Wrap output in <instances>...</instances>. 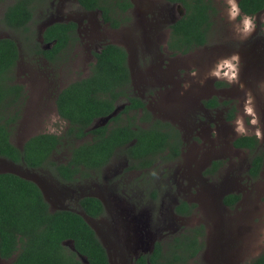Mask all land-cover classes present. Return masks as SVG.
Listing matches in <instances>:
<instances>
[{"label":"rangeland","instance_id":"rangeland-1","mask_svg":"<svg viewBox=\"0 0 264 264\" xmlns=\"http://www.w3.org/2000/svg\"><path fill=\"white\" fill-rule=\"evenodd\" d=\"M15 2L5 0L0 6V38H11L18 43L21 58L13 77L28 93L26 102L15 110L20 117L12 128L14 145L23 148L31 137L66 130L57 114V95L70 84L89 77L95 62L93 55L110 43L124 47L130 55L134 76L131 96L146 101L153 116L180 130L185 148L178 160L168 163L158 159L150 171L133 169L134 162L121 149L102 173L76 184L62 183L49 171L28 170L5 159H0V173H13L38 184L53 211L70 209L86 215L80 200L87 196L101 199L107 206V215L100 220L90 218L91 225L107 247L112 264H132L138 254L150 252L156 242L169 246L175 238L199 226H204L206 231L202 238L204 249L189 264H250L263 255L264 166L257 177L250 174L255 155L234 146L240 137L235 135L230 122L236 117L237 108H242L245 92L251 91L264 124V91L257 87L264 83V30L259 27L264 21V11L255 16L257 31L262 34H253L242 41L235 33L239 21L229 22L224 0H213L215 15L207 44L189 55L170 58L186 62L187 67L172 72L171 78H175L176 84L160 88L155 86L154 77L147 74L145 62H150L151 52L141 49L135 17L141 19L145 10L156 12L163 7L173 10L171 23L164 30L151 26L158 38L152 52L160 58V63L170 57L168 30L183 12L180 5L174 6L168 0H132L134 9L128 16L131 23L115 31L104 25L99 12L83 11L77 0H45L36 4L34 20L25 33L2 23L6 9ZM54 22H74L79 32L74 44L57 63L51 64L34 52L42 49L44 30ZM105 33L108 37H104ZM145 40L154 43L152 36ZM146 41L143 42L146 44ZM232 54L240 57V83L244 89L224 80H209L201 86L199 80L216 61ZM193 69L200 73L195 79L189 75ZM185 84L190 87L185 88ZM213 98L221 103L218 110L206 107ZM127 104V101L120 102L118 112ZM15 111L8 108L4 114L9 117ZM109 122V118L97 120L93 129ZM132 122L139 125L137 120ZM70 146L66 142L52 160L67 163ZM258 152L264 153V142L260 141ZM215 162L221 166L219 172L209 176L207 171ZM235 194L241 196L240 203L233 209L225 207L224 198ZM182 201L194 205L190 217L176 214L175 208ZM66 245L73 249L72 242ZM10 263L0 258V264Z\"/></svg>","mask_w":264,"mask_h":264},{"label":"trees","instance_id":"trees-1","mask_svg":"<svg viewBox=\"0 0 264 264\" xmlns=\"http://www.w3.org/2000/svg\"><path fill=\"white\" fill-rule=\"evenodd\" d=\"M4 1L0 0V6ZM44 1L16 0L6 9L2 23L9 29L28 33L36 4ZM171 1L182 4L186 11L172 27L171 49L186 55L204 47L215 15L213 0ZM79 3L85 10L103 11V18L116 24L118 21L113 20L114 16L133 6L130 0H79ZM239 4L242 14L257 16L264 11V0H239ZM76 29L74 24L50 26L43 37L45 42L56 41V44L50 52L43 53L40 47L37 52L53 58L66 49ZM95 57L97 63L92 67L91 76L71 84L57 101L59 115L70 125L62 139L81 141L92 136V140L81 145L70 143L72 156L68 164H58L52 158L59 152V146L64 145L59 137L38 135L27 141L22 149L10 141L11 124L18 116L8 118L4 113L8 108L20 105L23 87L10 85L20 59V49L15 40L0 38V159L33 171L51 169L59 181L71 184L79 178L92 176V171H82V168L102 169L121 149L134 162V168H139V162L144 167H151L156 159L180 156L179 130L155 119L146 103L131 96L125 49L108 45ZM122 101L128 104L112 117L113 125L108 123L93 129L97 120L111 117ZM210 104L216 106L219 103L213 100ZM140 110V121L147 126L132 122L139 121ZM124 117L128 118L127 122L120 123ZM235 146L255 155L251 175L257 177L264 166V153L258 152L260 141L254 136L241 137ZM239 200L240 196L233 195L226 197L224 202L232 208ZM80 205L90 218L98 219L104 215L102 202L97 198H84ZM177 211L185 214L190 207L184 203ZM187 232L173 240L166 255L159 244L149 261L143 256L135 264H189L204 249L205 231L196 228ZM67 242H72L74 249H70ZM0 257L11 261L10 264H110L105 247L83 216L69 210L52 211L38 184L12 173L0 174ZM250 264H264V254Z\"/></svg>","mask_w":264,"mask_h":264},{"label":"flooded vegetation","instance_id":"flooded-vegetation-1","mask_svg":"<svg viewBox=\"0 0 264 264\" xmlns=\"http://www.w3.org/2000/svg\"><path fill=\"white\" fill-rule=\"evenodd\" d=\"M131 1V4L133 5L131 8H129V9H127V10H124V11H122V12H120L118 15H115L114 16V18H113V20L115 21V22H117L118 21V23L116 24V23H114L113 21L112 22H110V21H106L104 18H103V11H101V10H94V11H92V10H85L84 8H82L81 6H80V3H79V0H77V3H78V5H79V7L83 10V11H85L86 13H96V12H99L100 14H101V18H102V22L104 23V25L106 26V25H108L109 26V28L111 29V30H115V31H118V30H121V29H124V28H126V26H125V24L127 23V25L129 24V22H130V20H129V15H130V13L133 11V9H134V4H133V2H132V0H130ZM172 5H174V6H179L180 5V7L181 8H183V12L182 13H179V18L177 19V20H175L173 23H172V25L170 26V28H169V30H168V32H169V41H168V44H169V46H168V51H170L171 52V54H170V57L169 58H163V57H161V58H163V60H162V62H158V60L160 59V58H157V57H155L154 56V54H153V52H152V50L155 48V46H157L158 45V38H157V36H156V34L154 33V31H153V29H151V26H156V28L158 29V30H164V28L168 25V23H171L170 21H171V19H172V15H173V10H171L170 8H168V7H163V10L162 11H156V12H152V10H145V11H143L141 14H143L142 15V18L141 19H139V18H137V16L135 17V23H136V28H135V30L137 31V32H139V43H140V45H141V49H142V51H144V52H151V60H150V62H145V68L147 69V71H148V76L150 77V78H153L154 77V84H155V86H157V87H160V88H162V87H166L167 86V84H176L175 83V81H174V79L175 78H171V75H172V72L173 71H177V70H186V67H187V63L185 62V63H180L179 61H177V60H174V61H172L170 58H173V59H175V57H177L178 55H183V56H185V54H182L181 52H179L178 50H173V49H171V47H170V43L172 42V27H173V25H175L178 21H180L184 16H185V14H186V11H185V9H184V7H183V5L182 4H180V3H174V2H172L171 0H168ZM181 10V9H180ZM181 12V11H180ZM120 16H122V18L120 17ZM74 24V25H76L77 26V29H76V33H75V35H74V37H73V40L68 44V46L66 47V49H64L63 51H61L60 53H57L53 58H49V57H47V56H45V54H43L44 52H50L52 49H53V47H54V45L56 44V41H54V42H50V43H48V42H45V40H44V37H43V35H44V33H45V31L50 27V26H53V25H55V24ZM131 23V22H130ZM114 24V25H113ZM133 24V23H132ZM128 27V26H127ZM133 28H134V25H133ZM154 28V27H153ZM78 32H79V27H78V25L76 24V23H74V22H65V23H62V22H54V23H52V24H50L48 27H46V29L44 30V33H43V35H42V41H41V43H42V54L41 53H38L37 51L36 52H34V54L35 55H37V56H40V57H42L44 60H46L47 62H49V63H51V64H55V63H57L58 62V60L60 59V57L65 53V51L72 45V44H74V38H76L77 36H78ZM158 32V31H157ZM150 36H152V38H154V40H153V42L154 43H151V42H149V41H146L145 40V38H148V37H150ZM104 37H108L107 36V33H105V35H104ZM143 41H146V42H148L149 43V45H148V43H144ZM108 45H115V44H110V43H106L105 45H103L102 46V48H100V50L99 51H97L96 53H99V52H101V50L104 48V47H106V46H108ZM116 46H119V45H116ZM119 47H121V48H124V47H122V46H119ZM125 49V48H124ZM125 51L127 52V54H128V67H129V70H130V79H131V85H132V87L134 86V76H133V73H132V70H131V65H130V55H129V53H128V51L125 49ZM95 53V54H96ZM192 53V52H191ZM95 54L93 55V58H94V60H95V62H94V64L92 65V67L97 63V59H96V57H95ZM190 53H188V54H186V55H189ZM20 58H21V55H20ZM20 60V59H19ZM158 62V63H157ZM18 63H19V61H18ZM157 63V64H156ZM18 65V64H17ZM157 65H159V67L157 66ZM92 70V69H91ZM91 74H92V72H90V75H89V77L91 76ZM89 77H87V78H89ZM87 78H85V79H87ZM12 79H13V81H11V83H10V85H12V86H21V87H23V90H22V92H21V94H22V97L20 98V105H22L23 103H25L26 102V100L28 99V93H27V91H26V87L25 86H23V85H21V84H18V83H16L15 82V80H14V77L12 76ZM83 80V79H82ZM80 81V80H79ZM76 82H78V81H76ZM76 82H74V83H76ZM73 84V83H72ZM71 85V84H70ZM69 85V86H70ZM69 86H67V87H69ZM66 87V88H67ZM66 88H64L63 90H65ZM62 90V91H63ZM62 91L61 92H59V94L57 95V97H56V101H55V103H56V110H57V114H58V117H59V119H60V121H62L65 125H66V130H64L63 132H60V133H58V131H53V132H50V133H42V134H48V135H52V136H56V137H59L60 139H62L63 137H65V135H66V133H67V131H68V129H69V127H70V125H69V123L65 120V119H63L60 115H59V112H58V107H57V101H58V99H59V96H60V94L62 93ZM133 97H135V98H139V97H136V96H133ZM141 99V98H140ZM13 100V99H12ZM142 100V99H141ZM213 100H217V102L219 103L218 105H216V106H211L212 104H210V102L211 101H213ZM144 103H146V101H144V100H142ZM20 105L19 106H12V107H10L13 111H15V110H17L18 108H20ZM126 106V105H125ZM124 106V107H125ZM146 107L148 108V104L146 103ZM206 107H207V109H209V110H218L220 107H221V103H220V101H219V99L218 98H213V99H211L210 101H208V103L206 104ZM117 108H119V106H117ZM124 108H120V111L117 113V115L123 110ZM149 109V108H148ZM118 111V110H117ZM150 111V110H149ZM151 112V111H150ZM140 114L141 115H139V124L141 125V126H146V125H144L141 121H140V118L142 117V110H140ZM116 115V116H117ZM153 115V114H152ZM16 116H18V117H16ZM116 116H114V117H116ZM10 117H13V118H15L16 117V122L15 123H12L11 124V138H10V141L12 142V132H13V126L17 123V121L19 120V117H20V115H19V111H18V114H17V111H15V112H13V114L11 115H9V117L8 118H10ZM113 117V118H114ZM155 119H158V118H156L155 116H153ZM113 118L111 117L110 118V121H112L113 120ZM125 118H127V117H124V119L123 120H121L120 121V123H122L124 120H125ZM100 120H102V119H100ZM159 120H161V119H159ZM161 121H163V120H161ZM109 123H111V122H109ZM112 124V123H111ZM113 125V124H112ZM179 132L181 133V131L179 130ZM42 134H39V135H42ZM36 136H38V135H36ZM36 136H34V137H36ZM31 138H33V137H31ZM31 138H29L27 141H29ZM88 138V137H87ZM86 138V139H87ZM241 138V137H240ZM239 139V138H238ZM85 140V139H84ZM91 140H92V138H91ZM181 140H182V142L180 143V146H179V148H180V156L179 157H177L176 159H175V157H171V158H167V159H165V158H162V159H164V161H167L168 163L170 162H174V161H176V160H178L179 158H181L182 157V154L184 153V148H185V143H184V141H183V136L181 135ZM26 141V142H27ZM69 141V143H77V142H79V140H77V139H73V138H65V140H63L62 139V142L64 143V145H65V143L66 142H68ZM81 141H83V140H81ZM237 141V140H236ZM235 141V142H236ZM25 142V143H26ZM235 142H234V146H235ZM12 144H13V142H12ZM64 145L63 146H59V152L61 151V149H62V147L64 148ZM16 146V145H15ZM236 147V146H235ZM19 148V147H18ZM70 148L72 149V146H70ZM237 149H240V150H247V149H244V148H238V147H236ZM20 149H22V148H20ZM247 151H249V150H247ZM59 152H56V153H54V155L55 154H57V153H59ZM117 154V153H116ZM116 154H115V156H116ZM54 155H53V157H54ZM71 156H72V154H70V158H71ZM115 156L113 157V159L115 158ZM127 157H128V155H127ZM70 158H69V160H70ZM129 158V157H128ZM112 159V160H113ZM160 159V158H159ZM69 160H68V162H69ZM111 160V161H112ZM129 160H131L130 158H129ZM157 160L158 159H156L155 161H154V164L151 166V167H144V166H142L143 165V163H140L139 162V168H134L133 167V169H137V170H139V171H150L152 168H153V166H155L156 165V162H157ZM111 161H110V163H111ZM68 162L67 163H58V164H65V165H67L68 164ZM109 163V164H110ZM108 164V165H109ZM108 165H106V166H104L102 169H99V170H96V169H90V170H87V169H85V168H82V171H92V175L93 174H100V173H102L106 168H107V166ZM252 165V164H251ZM220 165H219V163L218 162H215V163H213L212 164V167L210 168V169H212V170H208L207 172V174L209 175V176H213L215 173H218L219 172V169H220ZM28 169V168H27ZM251 170H250V174H251V171H252V166H251V168H250ZM28 170H30V169H28ZM38 171H49L52 175H53V177H55L54 176V174L51 172L52 170L51 169H40V170H38ZM94 171H100V172H94ZM262 172V171H261ZM89 178H91V177H89ZM89 178H86V179H80L79 178V180H77V181H75V183H71V184H76V183H78V182H81V181H83V180H87V179H89ZM61 182V181H60ZM63 183V182H62ZM43 194H44V192H43ZM45 195V194H44ZM236 195V194H235ZM229 196H233V195H228V196H226V197H229ZM237 196H240V195H237ZM87 197H93V198H97V199H99L98 197H94V196H87ZM87 197H84V198H87ZM225 197V198H226ZM46 198V197H45ZM84 198H82V199H84ZM224 198V199H225ZM81 199V200H82ZM47 200V199H46ZM81 200H80V202H81ZM101 202H102V205H103V207H104V215H102V216H100V218H98V219H94V220H100V219H103L106 215H107V206L104 204V202L101 200V199H99ZM240 201H241V196H240V200L237 202V203H235V205H233V207L231 208L230 206H228L227 204H225V202H223V204H224V206L225 207H227V208H229V209H233V208H235L239 203H240ZM47 202L49 203V205H50V207H51V204H50V202L47 200ZM184 203H187L188 205H189V207H190V211L188 212H186L185 214H180V212H178L177 211V209L179 208V207H181ZM80 207H81V205H80ZM193 208H194V205H191L190 203H188V202H186V201H182L181 203H179V205L175 208V210H176V214L178 215V216H180V217H190L191 216V212L193 211ZM82 209V208H81ZM51 210H52V207H51ZM62 210H69V211H73V210H70V209H59V210H54V211H62ZM53 211V210H52ZM84 212V211H83ZM93 219V218H92ZM197 228H202V229H204V231H205V227L204 226H199V227H197ZM194 229H196V228H192V229H190V230H194ZM95 230V229H94ZM189 231V230H188ZM95 232H96V234L98 235V237H99V239H100V241L102 242V244H103V246L105 247V249H106V251H107V254H108V257H109V261H110V264H112L111 263V259H110V254H109V252H108V249H107V247L105 246V244H104V242L102 241V239H101V237H100V235H99V233L95 230ZM205 233H206V231H205ZM162 245V247H163V250L165 251V247H167L168 249H169V246H165V242H162V241H158V242H156L155 244H154V247L152 248V250L150 251V252H148V253H140V254H138V256L135 258V260L133 261V263L132 264H135L138 260H139V258H141V257H143V256H146L147 257V259H148V261L150 260V258L155 254V252H156V247L158 246V245ZM168 250H166L165 252H164V254L166 255V252H167ZM1 258V257H0ZM2 259V258H1ZM2 260H4V259H2ZM4 261H6V260H4Z\"/></svg>","mask_w":264,"mask_h":264},{"label":"clouds","instance_id":"clouds-1","mask_svg":"<svg viewBox=\"0 0 264 264\" xmlns=\"http://www.w3.org/2000/svg\"><path fill=\"white\" fill-rule=\"evenodd\" d=\"M224 2L228 21H239L235 26V33L242 41L248 40L253 34H262L257 31L256 17L242 14L239 0H224ZM259 27L264 30V21L261 22ZM240 72V57L238 54H232L217 60L214 67L206 73L203 79L199 80V83L204 86L209 80H224L229 84L238 85L243 90L245 86L240 83ZM189 75L195 79L199 77L200 73L198 69H193ZM184 87L188 88L190 85L185 84ZM257 87L259 90L264 91V83L258 84ZM230 123L237 137L252 135L257 141L264 142V124L260 121L259 113L256 109V97L251 91L245 92L242 108H237V115Z\"/></svg>","mask_w":264,"mask_h":264},{"label":"water","instance_id":"water-1","mask_svg":"<svg viewBox=\"0 0 264 264\" xmlns=\"http://www.w3.org/2000/svg\"><path fill=\"white\" fill-rule=\"evenodd\" d=\"M117 113H118V111H116L111 117L117 115ZM111 117H109V119H110ZM13 164H14V163H13ZM16 165H17V164H16ZM3 173H8V172H3ZM3 173L1 172L0 174H3ZM12 174H13V173H12ZM15 175H16V174H15ZM80 215L83 216L84 219L87 221V223L92 227L90 217H88V216L85 215V214H80ZM73 249H74V247H73ZM83 260H84V258H83ZM84 261H85V260H84Z\"/></svg>","mask_w":264,"mask_h":264}]
</instances>
